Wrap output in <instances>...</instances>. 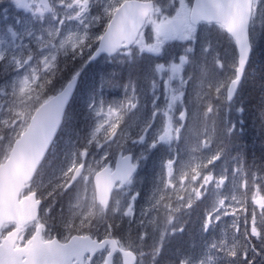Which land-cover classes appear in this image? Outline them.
Returning <instances> with one entry per match:
<instances>
[{"label": "snow or ice", "instance_id": "6c2138e0", "mask_svg": "<svg viewBox=\"0 0 264 264\" xmlns=\"http://www.w3.org/2000/svg\"><path fill=\"white\" fill-rule=\"evenodd\" d=\"M257 39L264 0H0V264H264V156L237 143Z\"/></svg>", "mask_w": 264, "mask_h": 264}, {"label": "trees", "instance_id": "16d2710c", "mask_svg": "<svg viewBox=\"0 0 264 264\" xmlns=\"http://www.w3.org/2000/svg\"><path fill=\"white\" fill-rule=\"evenodd\" d=\"M103 68V61L99 63L93 62L91 65L87 66L81 76L79 85L80 90L93 84L99 86V78ZM105 91L115 94L122 90L116 87L106 86ZM113 96L118 99L120 98L117 95ZM237 100L238 104L242 101L243 107L245 108V112L242 116L244 120L243 133L240 135L237 143L244 148L249 162H251L253 158L259 162L260 158L264 156V129L261 128L258 119L259 109L262 101H264V39H257L254 45V51L249 64L246 66L245 77L240 87ZM77 111H79V108H77ZM238 118L240 117L238 116ZM153 179V169L151 163H149L146 168L140 170V174L137 176L136 189L141 192L140 199L143 200V196L147 194L152 187ZM202 209L203 205L196 209L190 218H185L188 220L187 230L183 237H178L177 240L173 242L174 244L183 246L188 245L196 226L198 214ZM225 220L229 221L230 218L226 217Z\"/></svg>", "mask_w": 264, "mask_h": 264}, {"label": "rangeland", "instance_id": "374dc122", "mask_svg": "<svg viewBox=\"0 0 264 264\" xmlns=\"http://www.w3.org/2000/svg\"><path fill=\"white\" fill-rule=\"evenodd\" d=\"M77 99H79V93L77 94ZM108 99H110V100H112V99H118V98H116V97H114L113 95H110V96H108ZM66 137H64L63 135L61 136V142H63V140L65 139ZM115 157H116V154H114L111 158H113V159H115ZM110 158V159H111ZM109 159V160H110ZM151 189V188H150ZM150 191V190H149ZM148 191V192H149ZM140 203H143V200L142 199H140ZM230 221V220H229Z\"/></svg>", "mask_w": 264, "mask_h": 264}, {"label": "flooded vegetation", "instance_id": "af4514ba", "mask_svg": "<svg viewBox=\"0 0 264 264\" xmlns=\"http://www.w3.org/2000/svg\"><path fill=\"white\" fill-rule=\"evenodd\" d=\"M113 163H114V159L111 158V159L109 160V164H110V166H113Z\"/></svg>", "mask_w": 264, "mask_h": 264}, {"label": "water", "instance_id": "95a60500", "mask_svg": "<svg viewBox=\"0 0 264 264\" xmlns=\"http://www.w3.org/2000/svg\"><path fill=\"white\" fill-rule=\"evenodd\" d=\"M117 158H118V156H116V158H115V162H114V164H113V169L115 168Z\"/></svg>", "mask_w": 264, "mask_h": 264}, {"label": "bare ground", "instance_id": "6f19581e", "mask_svg": "<svg viewBox=\"0 0 264 264\" xmlns=\"http://www.w3.org/2000/svg\"><path fill=\"white\" fill-rule=\"evenodd\" d=\"M143 176V175H142Z\"/></svg>", "mask_w": 264, "mask_h": 264}]
</instances>
